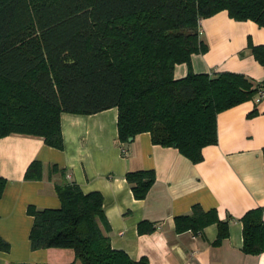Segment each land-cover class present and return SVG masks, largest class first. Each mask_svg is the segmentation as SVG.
<instances>
[{
    "label": "trees",
    "instance_id": "trees-1",
    "mask_svg": "<svg viewBox=\"0 0 264 264\" xmlns=\"http://www.w3.org/2000/svg\"><path fill=\"white\" fill-rule=\"evenodd\" d=\"M223 11L237 22L264 28V0H0V140L20 134L63 150V113L92 115L117 108L119 143L149 133L154 145L174 147L201 163L204 148L218 144L219 114L257 101L264 89L240 73L193 72V56L209 51L200 21ZM249 49L264 67V45L250 41ZM181 64L190 71L178 79L175 69ZM257 114L255 109L249 117ZM52 172L64 170L55 165ZM25 178L41 180L43 163L34 161ZM126 180L134 197L144 200L156 174L130 171ZM6 185L0 173V197ZM56 190L60 208H28L34 251L72 249L80 264H150L146 257L135 261L112 247L101 193L85 194L76 182ZM240 220L244 253H263V208L249 210ZM175 221L181 233H202L216 224L215 245L230 235L229 222L217 209L195 205ZM139 230L156 228L143 222ZM10 251L0 236V252Z\"/></svg>",
    "mask_w": 264,
    "mask_h": 264
},
{
    "label": "crops",
    "instance_id": "crops-1",
    "mask_svg": "<svg viewBox=\"0 0 264 264\" xmlns=\"http://www.w3.org/2000/svg\"><path fill=\"white\" fill-rule=\"evenodd\" d=\"M201 27L209 51L193 56L194 73L234 72L264 84V67L249 49L250 41L264 45V28L237 22L226 11L202 20ZM189 71L181 64L175 74L182 79ZM255 109L257 116L250 118ZM118 116L117 108L92 115L63 113V150L20 134L0 140V173L7 179L0 197V236L11 245L9 253L0 252V264H80L72 249L34 251L30 241L34 219L28 208H60L57 185L69 182L78 183L85 194L103 195L112 247L135 261L146 257L150 264H264V252L244 253L240 220L251 209L264 210V98L258 95L257 101L219 114L218 144L204 148L199 164L174 147L154 145L149 133L119 143ZM34 161L43 163L41 180L25 178ZM55 165L64 173L52 172ZM141 170L155 171L156 182L146 199L137 200L126 174ZM195 205L217 209L219 218L229 222V238L221 245H215L216 224L198 234L177 231L176 217L191 214ZM143 222L156 230L141 233Z\"/></svg>",
    "mask_w": 264,
    "mask_h": 264
},
{
    "label": "built area",
    "instance_id": "built-area-1",
    "mask_svg": "<svg viewBox=\"0 0 264 264\" xmlns=\"http://www.w3.org/2000/svg\"><path fill=\"white\" fill-rule=\"evenodd\" d=\"M202 20L200 21V25H201ZM264 98V89H261L259 92V99H263Z\"/></svg>",
    "mask_w": 264,
    "mask_h": 264
},
{
    "label": "water",
    "instance_id": "water-1",
    "mask_svg": "<svg viewBox=\"0 0 264 264\" xmlns=\"http://www.w3.org/2000/svg\"><path fill=\"white\" fill-rule=\"evenodd\" d=\"M132 140V139H131Z\"/></svg>",
    "mask_w": 264,
    "mask_h": 264
}]
</instances>
